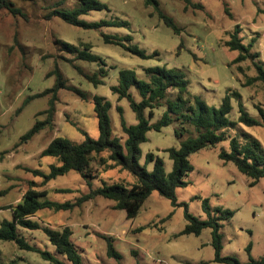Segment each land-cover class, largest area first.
<instances>
[{"label": "rangeland", "instance_id": "1", "mask_svg": "<svg viewBox=\"0 0 264 264\" xmlns=\"http://www.w3.org/2000/svg\"><path fill=\"white\" fill-rule=\"evenodd\" d=\"M7 1L19 14L13 15L6 9L0 11V223L11 220V208L29 189L45 193L40 201L64 203L74 202L92 190L111 184L132 185V176L112 167L106 152L93 158L94 179L69 172L43 184L42 177L34 174L37 171L47 175L50 166L60 165L57 159L40 155L54 138L73 143H81L86 137L98 138L94 96L104 97L111 103L108 113L111 134L125 138L121 119L128 126L134 125L136 119L127 100H118L110 91L117 84L119 71L131 70L143 80L144 69L148 67L181 70L188 83L190 99L197 96L207 106L218 109L226 94L238 92L245 111L253 119L261 120L256 109L264 112V85L261 82L247 85L246 82L256 76V64L264 69V0H191V6L187 7L181 0H157L159 12L172 19L179 35L164 25L157 11L145 7L144 0H98L106 9L91 11L80 20L128 23V27L98 30L73 27L57 17L48 19L55 9L67 12L78 7L79 0ZM235 26L240 27L242 43L251 45L250 57L238 64L233 62L238 53L225 46ZM103 35L131 36V42L124 44L136 45L147 55L157 52L158 56L141 60L118 46L104 44ZM61 42L80 50L90 45L89 54L100 60L83 62L76 54L63 50ZM98 67L108 73L103 85L95 87L85 77L98 73ZM55 69L68 87L79 89L87 99L81 100L68 90H60L53 127L45 128L22 143L21 137L35 122L45 120L46 115L41 113L47 110L51 94L29 98L53 87ZM131 93L138 101L137 92L132 89ZM176 95L171 89L167 91L151 123L160 119L166 101L175 100ZM238 112L237 102L232 99L229 119L235 121ZM182 128L186 130L182 137L176 136L174 131L181 132ZM238 130L256 138L264 150V128L239 125L227 134L234 137ZM196 135L193 126L176 119L169 127L158 132L152 130L146 134L147 141L140 145L139 163L144 164L146 154L152 153L163 161L165 172L170 173L172 161L165 150L178 148L181 141ZM229 140L227 137L189 156L192 171L183 178L186 185L176 189L177 206L153 192L138 215L127 219L124 211L114 208V201L97 196L70 211L41 210L34 221L54 230L68 227L82 264H219L213 262L209 229H204L199 236L180 235L186 225L184 210L204 221L207 215L202 203L207 200L212 216L218 215V209L234 214L220 230L221 256L233 257L240 264L248 263L249 257L263 258L264 179L250 187V179L240 174L233 164L219 160L221 149L230 151ZM100 159H105V163ZM146 169L152 171L153 163L147 164ZM19 235L32 247L47 252L63 264H70L42 230L19 229ZM106 238L112 240L119 259L107 256ZM13 260L17 264H53L37 253L19 249L12 242L0 241V264Z\"/></svg>", "mask_w": 264, "mask_h": 264}, {"label": "trees", "instance_id": "2", "mask_svg": "<svg viewBox=\"0 0 264 264\" xmlns=\"http://www.w3.org/2000/svg\"><path fill=\"white\" fill-rule=\"evenodd\" d=\"M79 1V6L71 11L63 12L58 9L53 10L47 16L48 19L57 17L64 23L83 30L128 27V23L123 21L101 20L96 23H87L80 20L79 18L81 16H85L91 11L104 10L106 6L98 0ZM181 1L186 7L191 6V0ZM144 6L157 11L164 25L172 29L174 34L179 35V29L172 19L159 12V3L157 0H144ZM192 6L201 8L199 5ZM3 9L8 10L13 15L19 14L7 0H0V11ZM239 33L240 27L235 26L233 33L230 35V40L225 44L229 50L238 53L233 61L234 64L242 63L250 57L249 51L251 45H244L242 39L239 37ZM131 40V36L128 35L123 38L107 35L102 36L104 44L118 46L128 54L141 60L158 56L157 52L147 55L136 45L124 44V42H131ZM60 44L63 50L71 54H76L77 59L83 62L98 63L100 60L99 57L89 54L91 49L89 47L90 45H84V48L80 50L65 42H61ZM254 67L256 76L248 79L246 84L251 85L255 82H261L264 85V69L258 64ZM98 68V73L93 74L91 77H85L95 87L103 85V79L106 78L108 73L101 67ZM144 74L145 79L139 80L131 70L119 71L117 84L110 88L112 95H116L118 100H127L131 111L135 115L136 123L134 125L128 126L121 119V129L125 136L123 140L113 137L111 134L108 114L111 103L104 97L94 96L92 102L97 119L98 138L94 140L86 137L81 143H73L59 137L54 138L40 155L42 157L55 158L60 165L50 166V172L47 175H41L37 171L34 172L35 175L42 177L43 184H47L51 180L69 172H75L84 179H94L96 177L92 175L93 158L106 152L108 154L107 160L112 162V167L118 168L120 171H125L132 176V185L127 187L123 184H111L100 189L92 190L77 198L74 202L64 203L40 201L39 199L44 197L45 193L29 189L22 196V199L11 208V220H3L0 223V241L12 242L19 249L37 253L43 260L53 264H63L51 257L47 252L32 247L19 235V229L31 231L42 230L50 244L54 246L58 253L64 255L70 264H82L80 254L71 241L72 231L68 227H64L61 230H54L47 226L42 227L38 222L34 221V217L39 211L44 209H50L55 212L70 211L100 196L114 201V208L116 210L124 211L127 219H133L138 215L144 201L153 192L169 200L173 206H177L176 189L186 185L183 182V178L192 171L189 156L207 147L215 146L227 137L230 139V151L227 152L221 149L218 154L219 160L224 164H233L240 174L250 179V187L255 186L260 179H264V150L260 142L256 138L239 130L234 137L227 134L239 125L246 128H264V112L260 108L256 110L261 120L250 117L241 103V96L238 92H233L232 95L226 94L218 109L207 106L197 96H193L191 101L187 89L188 83L182 71L178 69L154 66L145 68ZM53 75L55 76V82L51 89L29 98H42L51 94L48 100L47 110L41 113L46 115L45 120L36 121L33 127L21 137L20 142L22 143L28 142L34 135L45 128L50 129L53 127L57 93L60 90H68L81 100L87 99L86 94L79 89L68 87L57 69L53 71ZM132 89L137 92L139 97L138 101L134 100L131 93ZM169 89L176 92L175 100L166 101L165 111L162 113L160 119L155 123H151L155 110L161 107L160 102L165 100ZM232 99L237 102L239 110L238 117L235 121H231L228 117L232 110ZM191 102L193 105H191ZM117 110L121 112L119 107H117ZM175 119L183 120L185 123L193 126L197 135L181 141L178 148L165 150L168 153L169 159L172 161L171 172L166 173L163 161L152 153H147L144 164H140V145L147 141L146 134L152 130L158 132L163 128L169 127ZM184 131L186 130L182 128L181 132H174L176 136L182 137ZM100 162L105 163V159H100ZM149 163H153L152 171L146 169V165ZM61 192L68 193L69 191ZM202 207L207 215V219L204 221L198 220L190 215L186 209L184 210L186 225L180 235L199 236L204 229H209L211 231V246L214 250L213 262L219 264H240L233 257L221 256L222 235L220 230L223 227V223L233 217V212L218 209V215L212 216L209 212L207 200H203ZM105 241L107 243V256L119 259L120 255L115 251L112 240L106 238ZM249 250L250 245L247 247L248 252ZM9 264H17V262L13 260ZM246 264H264V257L257 260L249 257V261Z\"/></svg>", "mask_w": 264, "mask_h": 264}]
</instances>
